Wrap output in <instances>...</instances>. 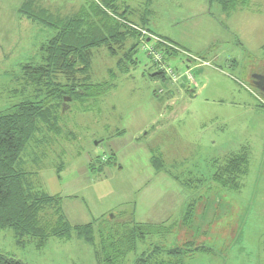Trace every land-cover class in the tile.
<instances>
[{
    "label": "rangeland",
    "instance_id": "1",
    "mask_svg": "<svg viewBox=\"0 0 264 264\" xmlns=\"http://www.w3.org/2000/svg\"><path fill=\"white\" fill-rule=\"evenodd\" d=\"M23 1L29 0H0V111L38 99L21 65L40 62L39 46L54 33L20 14ZM147 1L127 0L133 11L128 18L135 23L128 27L137 34L116 56L105 47L93 50L89 79L109 80L112 70L111 88L83 103L64 99L58 111L60 134L44 127L37 132L24 152V167L33 172L37 189L61 195L72 225L94 222L97 229L104 215L169 227L137 242L126 264L153 246L183 247L186 242L211 249L184 255L186 264H264V95L252 82L254 74H264V0H249L229 13L207 0H152L148 26L177 35L182 48L142 27ZM34 2L60 17L90 4L104 5L103 0ZM114 8L118 13L124 9ZM106 13L121 24L119 15ZM131 41L137 42V62L123 72L118 58L132 48ZM167 68L179 71V84ZM245 146H251L249 164L239 189L220 187L213 173ZM152 151L162 154L169 173L155 170ZM110 153L115 159L106 162ZM94 158L106 162L101 169L89 168ZM188 204L193 216L185 226ZM24 240L19 245L12 229H2L0 252L27 264H100L93 246L75 235L48 238L42 248L32 237Z\"/></svg>",
    "mask_w": 264,
    "mask_h": 264
},
{
    "label": "trees",
    "instance_id": "2",
    "mask_svg": "<svg viewBox=\"0 0 264 264\" xmlns=\"http://www.w3.org/2000/svg\"><path fill=\"white\" fill-rule=\"evenodd\" d=\"M208 1L219 4L226 13L249 3V0ZM103 3L102 6L90 4L66 17L37 7L34 0L23 1L18 8L22 16L34 23L51 27L54 33L39 46L40 62L21 65V74L27 85L34 86V91H37L34 95L38 99H24L0 111V230L12 229L19 245L24 244L25 237H32L36 241V248H42L48 238L67 240L75 235L93 246L94 255L100 264H126L128 255L136 251L137 242L167 231L169 227L165 223L107 219L104 215L103 219L97 220V229L94 222L72 225L62 211L61 195L37 189L30 178L33 172L25 169L23 158L35 134L42 131L43 127L46 131L60 134L58 111L64 98L83 103L84 100L104 96L111 88L114 79L112 70H109V80L93 83L89 79L93 50L105 47L108 54L114 57L123 48L126 39L135 38L137 32L131 29L135 28V23L128 18L129 12L133 14V11L128 8L127 0H103ZM119 5L124 8L122 14L114 8ZM108 9L120 16V25L107 17ZM149 11L144 9L140 15V24L151 31L148 26ZM160 38L175 45L164 37ZM132 41V48L124 52L123 58H118L117 65L123 72L127 71L129 64L137 62V42ZM114 46L118 47L117 51ZM167 54L170 55V52L167 51ZM60 76L64 78L63 82L58 80ZM151 77L157 76L153 73ZM164 80L161 82L166 85L168 80ZM169 92L166 90V93ZM249 155V148L242 147L237 153L231 154L223 165L218 166L212 175L217 185L238 190L239 179L247 173ZM111 159H115L112 153L105 161ZM105 161L94 158L88 165L92 170L101 169ZM150 161L156 170L165 166L161 153L152 151ZM192 216L193 206L188 204L182 224L189 226ZM95 232L98 234L97 241ZM182 245L170 248L153 246L137 254L131 264H186L184 255L187 257L193 253L211 251L205 246H194L192 242ZM0 264L27 263L0 252Z\"/></svg>",
    "mask_w": 264,
    "mask_h": 264
},
{
    "label": "crops",
    "instance_id": "3",
    "mask_svg": "<svg viewBox=\"0 0 264 264\" xmlns=\"http://www.w3.org/2000/svg\"><path fill=\"white\" fill-rule=\"evenodd\" d=\"M208 1V0H207ZM148 2V6H149V17H150V15L152 14V12H153V10L151 9V3H152V0H148L147 1ZM209 2V1H208ZM210 3V2H209ZM212 3H214V2H212ZM210 5H211V3H210ZM219 5V4H218ZM220 6V5H219ZM221 7V6H220ZM209 9V8H208ZM222 9V8H221ZM223 11V10H222ZM224 12V11H223ZM149 17H148V20H149ZM149 24V23H148ZM151 31L154 33V34H156V35H158L159 37L161 36V37H164L165 39H167V40H169V41H171V42H173L175 45H177V46H179V47H181L182 48V46H181V44H183L182 43V41H181V38H178L177 37V35H168V34H166V33H163L162 31H160V30H158V28L156 29V31L157 32H155V31H153L152 29H151ZM184 49V48H183ZM186 50V49H185ZM196 69V68H195ZM177 84H179L178 82H176ZM183 87V86H182ZM196 87V86H195ZM189 92L188 93H192V92H190V90H188ZM259 121V120H258ZM262 123H264V121L262 122ZM248 147V146H247ZM251 147V146H250ZM250 147H248L249 148V150H250ZM113 149V153H114V148H112ZM159 154H160V152H158ZM162 155V154H161ZM156 170V169H155ZM161 170H164L165 171V173H169L168 172V168L166 167V163H165V166H164V168H161L160 170H156V171H161ZM64 213V212H63ZM66 216V215H65ZM67 218V217H66ZM137 222H139V221H137ZM160 222H165V221H160ZM148 223H152V222H148ZM77 237V236H76ZM77 238H79V237H77ZM70 239V238H69ZM80 239V238H79ZM62 240V239H61ZM68 240V239H67Z\"/></svg>",
    "mask_w": 264,
    "mask_h": 264
},
{
    "label": "built area",
    "instance_id": "4",
    "mask_svg": "<svg viewBox=\"0 0 264 264\" xmlns=\"http://www.w3.org/2000/svg\"><path fill=\"white\" fill-rule=\"evenodd\" d=\"M166 71H167V73H169L171 75L172 81L173 82H177V79L180 76L179 71H176V74H173L171 72V69L170 68H167ZM185 77H186V79L191 80V82H194L193 79H192V76H191V74L189 72H185Z\"/></svg>",
    "mask_w": 264,
    "mask_h": 264
},
{
    "label": "water",
    "instance_id": "5",
    "mask_svg": "<svg viewBox=\"0 0 264 264\" xmlns=\"http://www.w3.org/2000/svg\"><path fill=\"white\" fill-rule=\"evenodd\" d=\"M252 77L255 78V79H257L258 81L264 80V77L261 76V75H253ZM254 85L257 86L256 88H257L260 92L264 93V85L261 86V84H259V82H255ZM64 99H66V98H64Z\"/></svg>",
    "mask_w": 264,
    "mask_h": 264
},
{
    "label": "flooded vegetation",
    "instance_id": "6",
    "mask_svg": "<svg viewBox=\"0 0 264 264\" xmlns=\"http://www.w3.org/2000/svg\"><path fill=\"white\" fill-rule=\"evenodd\" d=\"M254 75H261V76L264 77V74H254ZM252 82H253L254 84H255V82H259V84H261V86L264 85V80L258 81L257 79L252 78ZM256 87H257V86H255V88H256ZM261 94L264 95V93H262V92H261Z\"/></svg>",
    "mask_w": 264,
    "mask_h": 264
}]
</instances>
